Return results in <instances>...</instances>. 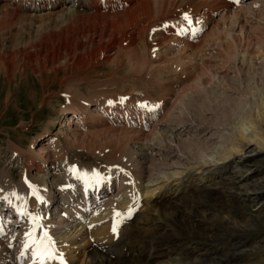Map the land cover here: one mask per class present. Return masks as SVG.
<instances>
[{
    "label": "bare ground",
    "instance_id": "6f19581e",
    "mask_svg": "<svg viewBox=\"0 0 264 264\" xmlns=\"http://www.w3.org/2000/svg\"><path fill=\"white\" fill-rule=\"evenodd\" d=\"M262 4L264 0H252L251 11L249 14L244 11L243 15L244 4L233 7L225 0H0V77L10 84L24 79L28 67L46 84L47 73L58 75L60 62L74 60L76 56L80 75L95 68L101 60L107 65L128 62L133 69L148 65L156 58H142L141 44L152 48L162 61L153 65L154 70L150 68L153 73L149 74L154 76L161 68L174 80L171 85L174 88L168 92L163 81L157 80L161 94L148 107H143L142 102L121 109L108 106V100L105 104H94L91 111L81 103L68 108L65 122L70 132L78 130V122L83 120L87 128L102 129L104 133L113 129L126 138L116 151L119 155L114 166L100 174L72 173L66 168H62L66 170L62 173L50 159L48 147L42 153L37 152L40 158L35 159L37 179L25 182L36 186L43 197L40 211L38 204L32 211L27 208V198L19 199L17 179L2 175L0 230L14 233L12 237L19 239L5 240L0 233V264H16L19 255L14 253L18 246L24 245L20 238L28 236L27 233H31L30 241L35 237L41 240L45 232L55 239L64 236L65 240H71L76 230H82L85 224L71 222L70 216L64 214L74 204L75 188L82 189L86 184L99 186L103 193L111 185L118 187L121 193L114 196L119 198L117 207L127 208L120 237L111 244L108 254L100 257L96 253L99 247L105 252V246L97 243L89 247L86 250L91 258L89 264L204 263L211 250L206 246L208 236L212 237L216 230L228 235L226 241L232 248L231 254L218 256L220 263H230L249 231L243 225L245 214L236 208V203L248 202V207L264 205V180L260 179L264 172V108L261 103L257 123L248 122L238 128L216 113L220 111V97L229 103L226 108L239 102L243 110L251 100L259 85L248 78V85L242 90L243 84H238L240 80L227 67L232 65L230 61L239 60L251 63L250 68H259L257 65L264 62V35L260 39L256 34L254 38L242 35L233 44L214 42L221 33L220 21L228 14L264 27V22L251 17L256 10H263ZM197 21H202L203 28H190L189 24ZM61 67L69 71L68 64ZM177 68H182L183 78L174 75ZM69 79L72 77L65 74L63 86L69 88L73 84ZM105 86L104 91L108 90ZM212 111L216 113L212 115ZM220 142L228 147L224 148ZM19 152H15V164L22 156L25 166L28 159ZM79 168L74 167L77 171ZM138 180L140 184L147 181L141 192L152 200L131 222L134 213L128 215L126 211L132 197L123 192L134 188ZM37 181L43 182L41 187ZM31 189L28 188V196ZM58 196L61 205L54 202ZM114 206L113 203L110 207L111 213L118 211ZM80 212L83 214L79 219L85 215L84 209ZM98 212L95 217L86 214L85 219L98 220L109 211L101 215ZM32 217L40 218L39 226ZM198 229L206 237L195 231ZM12 245L10 249L8 246ZM113 253L114 260L109 256Z\"/></svg>",
    "mask_w": 264,
    "mask_h": 264
},
{
    "label": "rangeland",
    "instance_id": "374dc122",
    "mask_svg": "<svg viewBox=\"0 0 264 264\" xmlns=\"http://www.w3.org/2000/svg\"><path fill=\"white\" fill-rule=\"evenodd\" d=\"M251 1L252 0H248L242 3L244 4L242 7L243 15L244 11H246L247 14L251 11ZM262 8L263 10L261 9L260 11L255 9L256 13L251 15V17H255L254 21L264 22V7ZM234 15L235 14H228L226 19L220 21L219 29L221 33L219 37L215 39V44L220 42L226 44L228 41H231L233 44V40H237V38L242 35L247 36V34L251 36V38H254V34H256V36L259 35V39L264 35V27L258 24H252L243 19V17H233ZM243 40H246V37H244ZM139 48L142 52V58L147 59V57L151 56V58L156 59L148 62V65L142 64L134 69L128 62H117L116 65H107L102 63L103 61L101 60L95 68L90 69L85 75H80L77 72L79 67L77 66L78 57L76 56L74 60L63 59L60 62V66H58L60 72L58 75L53 72L47 73L45 75V79H48L46 84L41 80V77L30 70V67L27 68L28 75H26L24 79L20 78L15 83L10 84L7 79L0 77V178L6 173V175H9L11 178L17 179L16 184L19 188L18 197L20 200L27 198L25 201L28 209L34 211L37 209L35 208L37 204L39 205L38 210L40 211L41 209L40 200H38L35 195L28 196V188L32 184L26 183L25 181L30 178L37 179L35 173L37 162H35V159L39 158L37 152L40 151L42 153L45 147H48L50 159L57 163L62 173L66 171L62 168H66L69 172L73 171L72 173L75 171H87L88 175L92 172H97L96 174L106 173L114 166V163L118 159L115 158L119 155L116 151L119 150L120 144L126 136L124 134H118L119 132L117 131L114 132L113 129H109L110 131H107L108 133H104L102 129L93 130L92 128H87L84 126L85 121L83 120H79L78 130L70 132L66 125L67 122H65V118L69 114V112L65 111H67L68 108L75 106L77 103H81L85 108L91 111V109L94 108L92 107L94 104H105L108 100H111L114 101V103L108 106H116L122 109L125 107L129 108L133 104H141L144 101L150 102L154 99L157 100V96L161 94V87L158 85L157 81L159 79V82L163 81L162 83L167 87L166 92L174 88L171 86L174 83L173 77L167 70L164 71L160 68L159 71H156V75L153 76V74H149L153 73V65H158L162 62L157 59L155 51L149 47L147 49L146 45L144 46L143 44H141ZM174 53L175 52L172 51L171 54L174 55ZM229 63L233 66L230 65L227 69H229L231 73L233 72L231 74L232 76L235 75L238 80H240L238 84H243L240 86L242 90L246 89L248 78L254 79L257 83L256 85H259V87L253 92L254 94H251V100H249L244 110L241 108L243 106H241L239 102L235 105H231V108H226L229 103L227 100H224L223 97H220L221 106L218 105L219 108L217 107L220 111L218 114L216 111H212V115L216 113V116L220 118L225 116L224 118L227 119L226 122H232L231 124L233 127L236 126L235 128L243 127L248 124L253 125L258 122L256 116L258 115V109L260 110L259 106H261V103H263L261 108H264V62H260L257 65L259 68H250L249 66L252 64L247 63V61L242 62L238 60L233 62L230 61ZM62 64H68L69 71H64L63 67H61ZM150 68L152 70H150ZM181 71L183 72L182 68H177L174 75L183 78L184 75ZM65 74L72 77V80H69L72 81L73 84H70L69 88L66 87V85L63 86L62 83V78ZM156 76L159 78L156 79ZM179 83L182 84V82ZM103 86H105L106 89L108 88V90L104 91ZM164 92L165 91H162V93ZM121 96L126 98V100L121 102ZM85 111L86 113H84V115L87 114L88 110ZM219 144L224 148L225 146L228 147V144L224 142H220ZM16 151H20L19 154L28 159L25 166H23L24 159H22V156L20 157V162L15 164L17 159ZM75 165L80 166L79 171L74 169ZM260 176V179L264 180V172ZM37 182L41 187L43 182ZM145 182L143 185H145ZM150 198L149 196V199ZM60 200L59 196L54 198V202L58 201L57 204H60ZM144 200L145 198L142 199L140 197L136 200L137 210L141 213L149 206L147 205L145 207L142 204ZM151 200L152 199L148 200V204ZM4 201H6V199H4ZM235 206L240 211L244 212L245 217L243 219V225L249 231L246 234V240L243 242L242 246L239 247L236 253L237 255L232 258L228 264H264V205L262 207H248V202L240 201L237 202ZM113 217L115 216H111L108 220V225L111 223L114 224L116 218H118ZM108 225L102 222H95L87 231L76 230L77 233L74 235L75 237L73 236L74 238L72 237L67 244V252L69 258L74 260L72 261L73 264L90 263L91 258L86 250H88L89 247H93V244H91L92 241H101L105 239V237L108 239L107 236L109 235V231L112 230ZM122 227L123 226L117 227L116 234L123 232ZM195 231L199 235L205 236V233L201 229ZM176 232L179 231L176 230ZM80 235L84 236L79 237ZM212 235V237L208 236L209 241H207L206 245L211 250L207 253L208 256H205L204 263L200 264H210L212 263L211 261H213L214 264H221L219 257L221 258L223 254H231L232 248L231 245H229L230 242L228 240L226 241L228 235L223 236V233L219 230H216ZM77 236L79 240L75 239ZM93 243L100 244L99 242ZM102 255L103 250L99 247L96 256L100 257ZM111 259L114 260L112 256ZM173 263L176 264V262Z\"/></svg>",
    "mask_w": 264,
    "mask_h": 264
},
{
    "label": "snow or ice",
    "instance_id": "6c2138e0",
    "mask_svg": "<svg viewBox=\"0 0 264 264\" xmlns=\"http://www.w3.org/2000/svg\"><path fill=\"white\" fill-rule=\"evenodd\" d=\"M186 19H187V17H186ZM124 99H126V98H121V102H123ZM108 103L111 105V104L114 103V101L109 100ZM142 106H143V107H148L147 102H145ZM30 187L33 188V192H32V194L35 195V196L37 197L38 200L43 201V197L39 195V190H38V188H36V186H34V185H30ZM132 211H133V209L130 207L129 210H128V215H130ZM123 215H124V214L120 213L119 211H116V212L114 213V216H115V217H121V216H123ZM32 219H33L34 224H36V226H39L38 221H39L40 218H39V217H32ZM120 222H121L120 220H116V221L114 222V224H113V229H112V231H113L114 233L117 231V226H118V224H119ZM34 230H35V229H33V231H34ZM26 235H28V236L31 238V233H27ZM45 238H48L46 232L44 233V237H43L40 241H35V240L32 241L33 243H36V244L38 245V246H37V251H36L34 254H35L36 256H38V257H41L42 259H55V258H57V257L54 255V253L48 252V250H47V246H44V245H43V239H45ZM28 246H29L28 244H25V247H26V248H27ZM41 247H43V249H44L43 252L40 250ZM45 253H47L46 256L44 255ZM60 259H61V264H63L62 254H61Z\"/></svg>",
    "mask_w": 264,
    "mask_h": 264
}]
</instances>
